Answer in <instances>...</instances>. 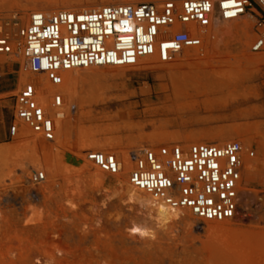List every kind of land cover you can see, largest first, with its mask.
Segmentation results:
<instances>
[{
	"label": "rangeland",
	"instance_id": "obj_1",
	"mask_svg": "<svg viewBox=\"0 0 264 264\" xmlns=\"http://www.w3.org/2000/svg\"><path fill=\"white\" fill-rule=\"evenodd\" d=\"M40 1L0 0V9L62 8ZM72 1L80 3L75 8L102 2ZM239 25L208 29L202 54L188 50L170 64L157 61L164 70L139 65L66 73L60 88L25 71L21 61L0 57V113L8 123L23 72L41 105L50 108L54 93L64 100L51 113L60 119L53 143L20 125L0 145L12 148L0 156V264H264V54L248 51L251 26L245 34L227 31ZM11 67L15 72L4 76ZM34 137L41 143L36 148L26 141ZM233 140L252 148L255 158L247 163L252 171L245 167L236 216L227 222L177 212L160 221L128 203L115 176L102 182L86 161L92 151L113 153L123 160L121 177L132 151ZM38 171L45 181L32 185ZM130 228L141 232L130 235Z\"/></svg>",
	"mask_w": 264,
	"mask_h": 264
},
{
	"label": "built area",
	"instance_id": "obj_2",
	"mask_svg": "<svg viewBox=\"0 0 264 264\" xmlns=\"http://www.w3.org/2000/svg\"><path fill=\"white\" fill-rule=\"evenodd\" d=\"M214 21L251 26L248 51L264 54V0H127L81 12L0 9V57L18 59L25 71L43 75L50 87L60 88L64 74L76 70L135 68L151 57L170 64L188 50L202 54L208 33L201 29ZM38 97L32 86L14 96L10 139L22 124L45 142L56 140L51 113L62 108L63 97L50 96L51 108L41 105ZM254 158V150L237 140L172 144L130 152L126 176L156 204L188 212L202 222L220 223L235 218L245 167ZM86 161L112 177L124 168L113 153L92 151ZM44 180L39 171L29 179L32 185ZM30 197L37 200L38 194L32 191Z\"/></svg>",
	"mask_w": 264,
	"mask_h": 264
},
{
	"label": "bare ground",
	"instance_id": "obj_3",
	"mask_svg": "<svg viewBox=\"0 0 264 264\" xmlns=\"http://www.w3.org/2000/svg\"><path fill=\"white\" fill-rule=\"evenodd\" d=\"M102 2L100 4H92L91 6H82L80 8H75V6H78L80 5V3H75L73 2L72 0H42L40 2H44L46 7H50L52 6L51 8H56V7H60L62 6L61 10H65V11H74V12H81V11H90L92 9H97L103 5H108V4H115L117 2H120V1H127V0H101ZM148 1H153V2H157L159 0H148ZM59 9V8H58ZM38 10V9H37ZM49 10V9H48ZM38 11H42V10H38ZM59 11V10H58ZM228 23H221V22H218V21H214L212 23V25L210 27H207L206 29H201L203 31H208V29H211V30H222L225 28V25H227ZM232 24H236V23H232ZM232 29L228 28L227 31H230L233 32L235 30V32H237L238 34H245V33H249L247 32L248 29L245 28L244 26H237V27H231ZM226 29V28H225ZM199 30V29H198ZM225 31V30H224ZM228 33V32H226ZM184 54V53H182ZM180 54V55H182ZM179 55V56H180ZM183 58V57H182ZM10 59V58H9ZM15 60H18V59H14ZM158 59L157 57H151V58H146V59H143L141 62H140V68H146V69H149V70H153V69H161V70H164L162 67V64H158ZM19 62V61H18ZM141 65H143V67H141ZM161 65V66H160ZM166 65V64H165ZM137 66V67H138ZM135 67V68H137ZM104 70L105 68H96V69H88V70H76V71H72V72H68V74H72L73 72H92L94 70ZM116 70H124V69H127V68H115ZM107 70V69H106ZM82 74V73H81ZM83 75V74H82ZM80 75V76H82ZM93 76V75H92ZM173 76V75H172ZM175 76V75H174ZM173 76V77H174ZM20 81L18 83V85H21V86H30L31 83L29 81V78L27 76V73H22L20 75ZM91 78V77H90ZM18 88V87H17ZM17 91V90H16ZM174 91V90H173ZM17 94V93H15ZM51 108V107H50ZM60 109H56V110H53V111H58ZM60 119H56L54 120L55 121V125H56V132H57V127H58V123L57 121H59ZM20 124V122H18ZM21 126H23L22 124H20ZM25 127V126H24ZM26 128V127H25ZM27 129V128H26ZM223 132V131H222ZM33 134V133H32ZM37 136V135H36ZM27 141V144L29 145H32L33 148H36L38 147L39 145H41L40 143V140L38 139V137H34V138H27L26 139ZM12 148H2L0 150V156H4L8 153L9 150H11ZM50 158V157H49ZM88 164V163H87ZM90 165V164H89ZM82 169L85 171L86 168H88V166H81ZM90 167V166H89ZM47 168V167H46ZM48 169V168H47ZM46 169V170H47ZM124 169V168H123ZM122 169V171H123ZM88 170V169H87ZM246 170H249V171H252L253 168L252 166H248L246 165ZM99 171V170H98ZM48 172V171H47ZM96 172V171H95ZM94 174V173H93ZM97 174V172L95 173ZM100 174V173H98ZM98 176V175H97ZM118 175H116V183L114 184L115 187L118 188V190L120 188H124L122 190V194L124 192V199L130 203V202H133L135 203L137 206H139L141 209H143L144 211H146L147 213H150L152 215H154L158 220L160 221H164V220H167L170 216H171V213L172 212H177V211H171L159 204H156L155 202H153V200L151 199V197L149 195H147L146 193H143L141 191H138L136 189H134L128 182V179H127V176H126V173L123 175V176H119L117 177ZM99 178H101L102 182H107V178H106V175L105 174H101L99 175ZM45 181V180H44ZM116 188V189H117ZM37 190V189H36ZM105 190V189H103ZM119 190V191H120ZM106 191V190H105ZM114 192V191H113ZM116 192V190H115ZM108 193V192H107ZM106 194V193H105ZM117 194V193H116ZM114 198V197H113ZM110 200V199H109ZM103 203V201H102ZM180 216H186V214L188 212H182V213H179L177 212ZM191 217V216H190ZM207 227V226H206ZM211 227H210V229ZM128 234L130 235H135L136 232H133V228H130L128 230ZM44 264H50L48 262L44 263Z\"/></svg>",
	"mask_w": 264,
	"mask_h": 264
},
{
	"label": "crops",
	"instance_id": "obj_4",
	"mask_svg": "<svg viewBox=\"0 0 264 264\" xmlns=\"http://www.w3.org/2000/svg\"><path fill=\"white\" fill-rule=\"evenodd\" d=\"M15 71L13 70V68H7V71L4 73V76H10L14 73ZM12 86H16V80H14V82L12 83ZM11 87V86H10ZM14 123V119L13 121H11L10 123H8L2 116V114L0 113V145L6 144L8 142V140L10 139L8 136V128L9 126H11Z\"/></svg>",
	"mask_w": 264,
	"mask_h": 264
},
{
	"label": "snow or ice",
	"instance_id": "obj_5",
	"mask_svg": "<svg viewBox=\"0 0 264 264\" xmlns=\"http://www.w3.org/2000/svg\"><path fill=\"white\" fill-rule=\"evenodd\" d=\"M225 7H227V5H225ZM133 232L140 233L141 230L139 228H133ZM141 234H144V233H141Z\"/></svg>",
	"mask_w": 264,
	"mask_h": 264
}]
</instances>
